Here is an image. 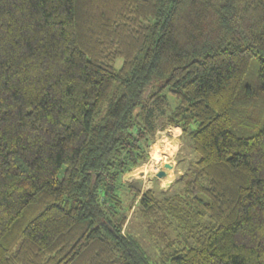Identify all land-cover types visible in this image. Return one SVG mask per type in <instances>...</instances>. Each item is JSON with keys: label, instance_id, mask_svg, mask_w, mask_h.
Listing matches in <instances>:
<instances>
[{"label": "trees", "instance_id": "trees-1", "mask_svg": "<svg viewBox=\"0 0 264 264\" xmlns=\"http://www.w3.org/2000/svg\"><path fill=\"white\" fill-rule=\"evenodd\" d=\"M167 127L158 198L123 177ZM132 208L170 264H264V0H0V264H150Z\"/></svg>", "mask_w": 264, "mask_h": 264}, {"label": "rangeland", "instance_id": "rangeland-1", "mask_svg": "<svg viewBox=\"0 0 264 264\" xmlns=\"http://www.w3.org/2000/svg\"><path fill=\"white\" fill-rule=\"evenodd\" d=\"M256 79V62L253 61L245 82L254 83ZM153 148L160 149V160L151 156ZM149 157L146 163L124 175L123 179L134 188L139 189L140 192L153 191L158 198L179 189L182 185L179 177L192 159V153L181 140L180 134L177 136L176 132H168L166 129L157 131L154 143L149 148ZM164 164H170L173 168L166 169ZM160 170L166 173L162 178L156 177ZM132 212L133 208L127 215L126 234L137 244L143 254L148 256L150 264H170L163 252L160 251L159 246L146 235L140 216L137 213L132 214Z\"/></svg>", "mask_w": 264, "mask_h": 264}, {"label": "water", "instance_id": "water-1", "mask_svg": "<svg viewBox=\"0 0 264 264\" xmlns=\"http://www.w3.org/2000/svg\"><path fill=\"white\" fill-rule=\"evenodd\" d=\"M163 166H164V168H166V169H172V168H173V166L170 165V164H164ZM165 174H166L165 171L160 170V171L157 172L156 177H158V178H162V177L165 176Z\"/></svg>", "mask_w": 264, "mask_h": 264}, {"label": "bare ground", "instance_id": "bare-ground-1", "mask_svg": "<svg viewBox=\"0 0 264 264\" xmlns=\"http://www.w3.org/2000/svg\"><path fill=\"white\" fill-rule=\"evenodd\" d=\"M151 156L155 157L157 160H160L161 159V157H160V149L159 148H153L151 150Z\"/></svg>", "mask_w": 264, "mask_h": 264}, {"label": "crops", "instance_id": "crops-1", "mask_svg": "<svg viewBox=\"0 0 264 264\" xmlns=\"http://www.w3.org/2000/svg\"><path fill=\"white\" fill-rule=\"evenodd\" d=\"M180 128L179 127H168L166 128V130L169 132V131H172V133H175L176 132V135L178 136L180 134Z\"/></svg>", "mask_w": 264, "mask_h": 264}]
</instances>
